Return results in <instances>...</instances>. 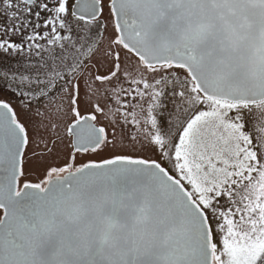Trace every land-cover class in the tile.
<instances>
[{"label":"snow or ice","instance_id":"snow-or-ice-1","mask_svg":"<svg viewBox=\"0 0 264 264\" xmlns=\"http://www.w3.org/2000/svg\"><path fill=\"white\" fill-rule=\"evenodd\" d=\"M0 7V264H264V0Z\"/></svg>","mask_w":264,"mask_h":264},{"label":"rangeland","instance_id":"rangeland-1","mask_svg":"<svg viewBox=\"0 0 264 264\" xmlns=\"http://www.w3.org/2000/svg\"><path fill=\"white\" fill-rule=\"evenodd\" d=\"M9 23V14L8 12H6L5 10H3L2 7H0V25H7ZM14 39H19L18 37L14 38ZM28 63L27 59L23 56H17V57H0V65H3L5 67H10L13 69L16 68H20L22 69L26 64ZM89 67L92 68L93 72H96L97 69L99 70V72H104L106 69L105 67H101L99 65H96L94 62L91 63L89 65ZM7 85V84H6ZM87 90V84L85 83H81V95L83 96L84 92ZM1 93V92H0ZM101 94H102V90H101ZM59 97H63V92L62 95L58 96ZM0 98H10L11 102L16 105V104H21L20 101L14 99L13 97H9L8 95H1L0 94ZM85 99H87V97H85ZM61 99H58L57 101L51 103L52 107L49 109L50 112H53L55 110V106H57L60 103ZM59 102V103H58ZM56 103V104H54ZM109 107H112V105H109ZM43 110V109H41ZM55 112V111H54ZM55 114V113H52ZM167 118V113H165V119ZM106 123V121H105ZM43 131V130H42ZM61 131V130H60ZM61 134H63V130L61 131ZM38 139V143H39V147H37L36 145H33V147L37 148V151H41L43 148V142H39V138ZM51 147V145H49ZM65 149L63 148V146H61L60 148V158L58 159H54L53 162L56 164H60L62 159H63V154H64ZM28 178L34 182H38L39 178H40V174L32 172L29 173ZM0 214H2V210H0Z\"/></svg>","mask_w":264,"mask_h":264},{"label":"flooded vegetation","instance_id":"flooded-vegetation-1","mask_svg":"<svg viewBox=\"0 0 264 264\" xmlns=\"http://www.w3.org/2000/svg\"><path fill=\"white\" fill-rule=\"evenodd\" d=\"M61 83H63V82H61ZM0 94L1 95H8L9 97H13L14 99H16V100H18V101H20L21 102V104H22V100H20V98H19V93L17 92L16 93V95H11V90H10V88L6 85V83L5 82H3V81H0ZM60 95H62V91H60V92H57L52 98H51V103H53V102H55V101H57L58 99H62L63 97H59L58 98V96H60ZM59 103V102H58ZM44 104L45 105H48L49 104V101H45L44 102ZM54 104H56V103H54ZM51 114L52 113H55L54 111L53 112H50ZM53 116L55 115V114H52ZM41 130H43V129H41ZM63 129L61 128V131H62Z\"/></svg>","mask_w":264,"mask_h":264}]
</instances>
